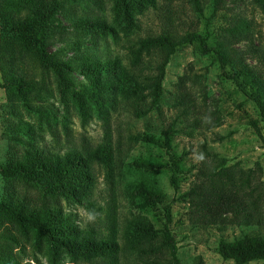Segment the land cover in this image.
I'll use <instances>...</instances> for the list:
<instances>
[{
  "label": "rangeland",
  "instance_id": "rangeland-1",
  "mask_svg": "<svg viewBox=\"0 0 264 264\" xmlns=\"http://www.w3.org/2000/svg\"><path fill=\"white\" fill-rule=\"evenodd\" d=\"M155 1V6L135 14L134 26L125 27L114 10L115 0H61L49 21L47 41L49 50L71 62L74 70L63 82L52 71L43 70L30 54L22 56V68L35 73L38 83L26 98L20 94L9 98L5 88L0 87V165L7 161L12 149L21 150V142L15 138L23 135L18 126L22 121L32 124L28 137L47 151L64 154L71 148L85 150L107 143L114 151L113 163L94 164V185L81 201L54 194L53 185L43 177L13 182L18 191L33 197L44 193L40 198L70 212L83 236L117 240L119 264L164 262L168 258L160 250L137 251L138 237L131 230L133 222L146 218L159 234L163 231L164 205L141 209L136 196L138 182H154L172 206L169 228L182 264H197L199 259L202 264H234L219 254L220 240L251 233L264 235V226L233 224L232 214L214 224H202L190 219L183 194L199 167H205L207 153L226 158L228 165L239 162L245 169H257L264 180V122L259 120L256 104L227 75L232 65L241 60L264 80V4L257 0H226L223 8L215 10L205 0L199 10L190 0ZM96 19L106 21L113 31L93 30L82 24ZM192 32L205 36L210 46L228 51L230 63L226 71L213 52H203L195 41L181 46L171 56L160 101L150 105L152 98L148 97V104H140L142 108L150 107L146 115L138 116L135 101L126 100L120 88L104 90L105 98L95 96L99 85L95 87L91 73L82 68L85 59L114 60L118 67L134 72L131 49L138 46L141 38ZM143 60V76L156 73L159 53H143ZM114 76L115 70L111 69L107 77ZM255 120L257 126L253 124ZM167 130L172 131V152L180 158L178 190L172 184L169 167L147 170L135 165L139 160L172 164L164 148L142 138L145 134L164 136ZM6 185L0 172V204ZM5 229L13 232L17 242L0 236V245L5 250L11 247L21 263L87 264L72 261L63 249L53 255L51 241L34 233L25 236L14 224L0 218V233ZM247 264H264V260Z\"/></svg>",
  "mask_w": 264,
  "mask_h": 264
},
{
  "label": "trees",
  "instance_id": "trees-1",
  "mask_svg": "<svg viewBox=\"0 0 264 264\" xmlns=\"http://www.w3.org/2000/svg\"><path fill=\"white\" fill-rule=\"evenodd\" d=\"M201 10L205 0H190ZM215 10L223 8L226 0H206ZM264 4V0H257ZM155 0H115V12L125 27L135 25V14L155 6ZM61 0H0V70L6 94L12 98L20 94L26 98L36 87L38 80L35 73L30 74L22 68L23 55L30 54L45 71H52L66 82L74 70L71 62L61 59L49 50L47 28L50 19L57 13ZM123 21H122V20ZM83 25L93 30H112L113 27L103 20H85ZM198 41L202 51L213 52L226 71L230 63L229 53L220 46H210L207 38L198 32L181 36L162 33L149 35L139 40L138 46L131 49L132 64L135 71L118 67L112 60L102 61L98 58L84 60L83 69L93 76L96 89L95 96L104 97V90L120 88L126 100H134V110L142 117L149 112V106L142 108L148 97L153 105L158 103L163 93V81L166 67L171 56L181 46ZM159 53L160 61L156 73L145 75L142 64L143 53ZM227 75L238 89L253 101L259 109V120L264 122V80L247 64L238 60L232 65ZM115 70L114 79L107 73ZM138 72L139 74H135ZM148 90V93L145 92ZM257 126V120L253 121ZM19 130L23 135L15 140L21 142V150L12 149L5 163L0 165V172L7 182L3 201L0 204V218L14 224L25 236L35 234L52 242L50 250L53 255L63 249L72 261L87 264L106 262L119 264L120 245L117 240L94 238L82 235V230L72 219V214L54 202L47 203L42 195L33 197L17 190L14 180L24 181L29 178L43 177L52 184L54 194L81 201L94 185V164L110 166L114 160V151L107 143H100L91 149L71 148L62 154L60 151H47L34 143L30 136L32 124L22 121ZM143 140L164 148L172 164L161 161L139 160L135 165L147 170L169 167L172 171V184L180 188L178 174L181 172L180 158L172 152V131L164 136L145 134ZM206 152H208L206 150ZM205 167H199L195 179L183 197L189 204L190 219L202 224H214L226 214H232L231 222L241 226H264V180L257 169H245L239 162L227 164V159L209 154ZM137 186V200L141 209L163 204L165 225L159 234L153 225L142 218L133 222L131 229L138 237L136 250H160L168 254L166 261H151L144 264H182L179 247L174 234L169 228L172 222V206L167 204L166 195L154 182L140 181ZM31 193V192H30ZM45 196V195H44ZM0 236L17 242L12 231L5 229ZM158 240V241H157ZM158 242V244H157ZM0 245V264H24L13 253ZM218 252L224 259H231L234 264H247L254 260H264V235L260 233L244 234L232 240L221 239ZM197 264H202L199 259Z\"/></svg>",
  "mask_w": 264,
  "mask_h": 264
}]
</instances>
